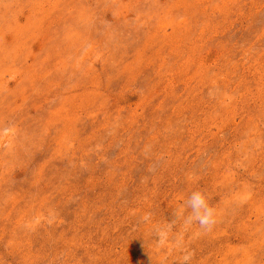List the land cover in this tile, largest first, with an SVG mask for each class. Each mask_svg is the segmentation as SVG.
I'll list each match as a JSON object with an SVG mask.
<instances>
[{"label": "rangeland", "instance_id": "1", "mask_svg": "<svg viewBox=\"0 0 264 264\" xmlns=\"http://www.w3.org/2000/svg\"><path fill=\"white\" fill-rule=\"evenodd\" d=\"M186 253L264 264V0H0V264Z\"/></svg>", "mask_w": 264, "mask_h": 264}, {"label": "clouds", "instance_id": "2", "mask_svg": "<svg viewBox=\"0 0 264 264\" xmlns=\"http://www.w3.org/2000/svg\"><path fill=\"white\" fill-rule=\"evenodd\" d=\"M150 171H154L151 168ZM172 223L182 220L185 225L198 224L203 232L211 231L217 223V209L210 205L209 197L203 190H194L173 212ZM191 254L186 253L181 258V264H187Z\"/></svg>", "mask_w": 264, "mask_h": 264}]
</instances>
